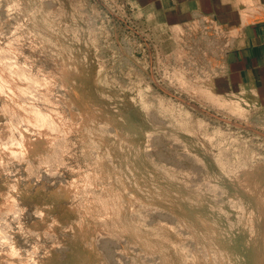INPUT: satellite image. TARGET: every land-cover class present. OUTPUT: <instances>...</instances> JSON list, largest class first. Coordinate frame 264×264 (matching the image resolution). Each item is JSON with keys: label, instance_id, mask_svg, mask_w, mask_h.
Instances as JSON below:
<instances>
[{"label": "rangeland", "instance_id": "obj_1", "mask_svg": "<svg viewBox=\"0 0 264 264\" xmlns=\"http://www.w3.org/2000/svg\"><path fill=\"white\" fill-rule=\"evenodd\" d=\"M150 17L133 0H0V46L21 36L17 59L52 80L49 99L62 98L54 109L73 120L64 161L74 172L66 161L55 176L41 177V169L36 180L25 161L0 164L9 168H0V186L13 180L22 209L29 207L25 226L44 205L47 217L63 219L53 240L11 223L8 245L25 263L264 264V108L212 86L221 37L231 33L208 19L182 30ZM4 120L0 113V126ZM86 174L89 188L124 203L119 217L106 219L113 236L102 227L97 237L99 221L90 215L85 233L70 228L76 216L67 208L76 200L59 193ZM29 248L37 250L33 261Z\"/></svg>", "mask_w": 264, "mask_h": 264}, {"label": "bare ground", "instance_id": "obj_2", "mask_svg": "<svg viewBox=\"0 0 264 264\" xmlns=\"http://www.w3.org/2000/svg\"><path fill=\"white\" fill-rule=\"evenodd\" d=\"M11 30H13V29H11ZM9 34H10V32H9ZM12 35H13V33H12ZM9 36H11V34ZM22 36H25V35H22ZM7 37H8V35H7ZM20 37L21 36L19 35V37H18L19 39H17V38H13V36H12V37H10V39H9L10 41H8V43L6 41L5 45L0 46V113L3 114V117L5 119L3 121L4 124L2 126H0V164L2 165L8 161H12L11 163H15V162H13L14 160L25 161V167H26L25 169H27V171L29 173H27V171H25V172L29 175H30V173L33 174V175H31V177L33 176L32 178L35 179L36 177H34L35 176L34 174L39 175L37 173H39L41 169L43 171L42 174L40 173L41 177H44L43 173H46L49 175V178H51L50 175H52V177L55 176V174H54L55 170L59 169L58 167L61 166L60 164L62 163V167L63 166L65 167L64 164L68 160L67 159L66 161H64L65 160L64 156L68 152V149L69 150L71 149L68 146L70 144H68L69 140H68L67 136L69 135L68 132L70 133V131H71L69 129L73 126L72 125L73 120L69 119L72 122L68 121V118H70V117L65 118L64 116L60 115L59 111L57 112L58 109L56 108V106H54V107L57 110L54 109L53 105H59L58 103L61 102L62 98L60 99L59 102H58V100L55 99L57 101V104H56V102H54V98H57L56 96L54 97V95H53L54 98L52 99L55 104H53L52 100H50L52 97H50V99H49L48 94L50 93V91H49L48 85L52 84V80L51 81L49 80L51 82V83H49V81L44 80L46 77H44V79H42L43 76H41L42 77L41 78V77L37 76L38 73H37V75L34 74L31 70V68H29L30 66L27 67L25 63L24 64L22 63V61L25 60V58H23L21 62L17 59V55H18L19 51H21V50H19L18 45H17V43H18L17 40L22 39V38L20 39ZM19 44L21 45L20 42H19ZM21 54H23V53H21ZM20 56H22V55H20ZM23 57H25V56H23ZM37 69H39V68H37ZM34 71H36V70H34ZM46 79H49V78H46ZM46 81L48 82V85H46V83H45ZM51 87L52 86H50V89H51ZM53 88H54V86H53ZM52 92L54 94V91H52ZM51 93L49 95H52ZM64 106L63 107L59 106V107L64 108ZM64 110L66 111V108ZM64 110H61V111H64ZM69 138L71 139L70 136H69ZM92 142H93V140H92ZM72 144H74L73 141L71 142V145ZM96 147H98V146H96ZM71 152L73 153V151H71ZM108 160L110 161V159H108ZM63 161H64V163H63ZM17 164H20V162ZM67 164H68V167H71V165L69 166L68 161H67ZM4 166H5L4 168H6L8 166V164L4 165ZM12 166L13 167L15 166L17 168V166L15 164H13ZM11 167H10V171L13 169V168L11 169ZM20 167L22 168V166H20ZM4 168H1V169H4ZM65 168L63 169L64 172H65ZM115 168H116V166H115ZM70 169L72 170L73 168L71 167ZM8 170H9V168H8ZM8 170L5 172L7 173ZM16 170H18V169L12 170L13 173L17 172ZM19 170H20V168H19ZM44 170H45V172H44ZM60 170H61V167H60ZM60 170H57V171H60ZM57 171H56V174H57ZM87 171H85V172H87ZM2 172H4V170ZM99 173H100V171H99ZM9 174H11V173L8 172V175ZM22 174H20V175H22ZM46 174H44V175H46ZM58 174L60 175V172H58ZM93 174H96V172L94 171ZM11 175H9V177ZM20 175H17V176H20ZM78 175H80V174H78ZM88 176L89 175L86 174L84 176V178H82V179H74V177H71L74 180L72 179L71 181L67 182L64 186H62L59 195L71 196V198L74 197L76 200L75 203H73L72 205L70 204L71 206L67 208V210L74 212L75 216H76L75 219H73L69 223L70 228H77L78 234L85 233L84 232L85 229L83 226V217L85 215H90V217H93V219H97L99 221V225L101 227V228L99 227V229L96 231L95 234L99 233V231L101 233L100 229H102V227H104V229L106 230V232H105V234H106L107 229L109 228V227L107 228L108 225L106 226V223H107L106 219H109L112 217L113 218L119 217L121 212L125 208L124 203L121 201V197L119 198V196L116 193L112 194L113 192L107 191V192H105L106 194H102V192L101 193L95 192L96 189L92 188V186H90V188H89V185H91L90 183H92L93 180L90 179V181H92V182H89V180L87 182ZM25 177H27V176H25ZM56 177H57V175H56ZM56 177H54L55 180H56ZM23 178H24V176H23ZM44 178H41V179H44ZM13 179L15 180L16 178L14 177ZM59 179L60 178H58V180ZM36 180H38V176H37ZM58 180H56V181H58ZM48 181H49V179H48ZM62 181L65 182V179L64 178H63V180L61 179L60 182H62ZM126 181H128V180H126ZM16 182H17V180H16ZM23 182H24V179H23ZM23 182H21V183H23ZM44 182H45V179H44ZM25 183H26V181H25ZM94 183H96V181ZM61 184H63V183H61ZM17 188H18L17 184L13 180H11V181L5 180V181L1 182V186H0V247L3 246V249L1 248L2 254L0 255V264H27V261H28L27 259H25V260H27L25 263L24 259L22 257H20V255H19L20 253H18L16 250L17 248L15 249L13 247V245H15V244H13L11 246L8 245L9 241H11L10 239L12 236V235H10L9 230L13 231L11 229L12 228V226H11L12 222L16 223L19 231L23 232V233H21L23 235H27L24 233L29 232L31 235L33 234L36 238L40 237V236H44V237L46 236L45 238H47V236L48 237L50 236L49 239L52 238V240H53V238H55V236H56V235H54L55 224L61 223L63 220L60 217L55 218V216L47 217L46 216V213H47L46 207H50V205H47V206L44 205L45 207L36 209L37 215H35V216H38V221H36V223L32 224L31 226H25L23 223L25 221H23L22 217L24 215H26L25 213H27V212H24V211L28 210L29 207H28V209H24V208H26L24 206L22 209V206L18 200L19 193L17 192ZM58 191H59V189H58ZM73 201H74V199H73ZM133 201H135V200H133ZM129 202H130V200H129ZM126 204L128 205L127 202H126ZM130 208H132V206L129 207V209ZM30 214H31V212H30ZM8 216H9V218H8ZM129 218H131L133 220L132 216ZM45 219H47V220H45ZM84 219H85V217H84ZM118 219L119 218L115 219L117 221H114L112 219H110V220H112L114 222V225L116 226L117 223L115 224V222L120 221V220L118 221ZM25 220H27V219H25ZM43 220H45L46 223L44 225H42L41 227H38V223L42 222ZM95 222H97V221L95 220ZM113 222L111 223V221H110L109 224L112 225ZM85 223H86V221H85ZM9 227H10V229H9ZM16 227L14 229H16ZM62 229H64V228H62ZM116 229L119 230L118 228H116ZM82 230H84V231H82ZM16 231H17V229H16ZM108 231H110V230L108 229ZM120 232L123 233V231H120ZM59 233H61V232H59ZM100 233L98 234L99 236H97V237H102L101 235L103 233L102 234H100ZM107 234H109V233H107ZM112 234H113V231L109 235L113 236ZM114 235H115V237L117 236V234H115V233H114ZM25 237H27V236H25ZM91 237H90V239H91ZM95 237H96V235H95ZM106 237H108V236L106 235ZM118 237H116V238L118 239ZM103 238H105V237H103ZM98 239H100V238H98ZM98 239L96 238V239H94V241L95 240L98 241ZM113 239H114V237H113ZM37 240L39 241L38 238H37ZM33 241L38 242L36 240H33ZM48 241H50V240H48ZM104 242H106V241H104ZM87 243L89 244V242H87ZM37 244L38 243H36V246H37ZM85 244L86 243H84V245ZM32 245H34V244H32ZM40 245H41V242H40ZM95 245H97V244H95ZM36 246H34V248ZM91 246L89 248H91ZM41 247H42V245H41ZM41 247H39V248H41ZM23 248H21L22 252L25 249H27V248H24V249ZM96 248L99 249L98 245ZM29 249H30V251L26 250L27 255L29 254V256H31L30 258L32 259V256L36 255L37 250L35 252L33 251L34 253L32 252L34 255L32 253H31L32 254L31 255L29 252H31L32 250H31V248H29ZM36 249H38V248L36 247ZM108 251H109V249H108ZM106 252H105V254H107ZM26 256H23V257L27 258L28 256L27 257ZM108 256H110V255H108ZM31 259H30V261H31ZM36 260H37V258L35 259V261H33V259H32L33 263L32 262L31 263L32 264H44L43 262L36 261ZM106 262H108V261H105V264H107Z\"/></svg>", "mask_w": 264, "mask_h": 264}, {"label": "crops", "instance_id": "obj_3", "mask_svg": "<svg viewBox=\"0 0 264 264\" xmlns=\"http://www.w3.org/2000/svg\"><path fill=\"white\" fill-rule=\"evenodd\" d=\"M133 1L146 7L157 25L183 30L208 19L231 33L221 37L213 89L220 96L243 94L264 108V0Z\"/></svg>", "mask_w": 264, "mask_h": 264}]
</instances>
